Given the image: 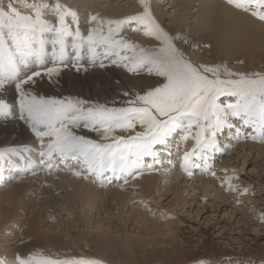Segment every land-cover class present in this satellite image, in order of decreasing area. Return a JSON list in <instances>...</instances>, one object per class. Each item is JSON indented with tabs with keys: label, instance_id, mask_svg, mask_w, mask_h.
Returning a JSON list of instances; mask_svg holds the SVG:
<instances>
[{
	"label": "snow or ice",
	"instance_id": "6c2138e0",
	"mask_svg": "<svg viewBox=\"0 0 264 264\" xmlns=\"http://www.w3.org/2000/svg\"><path fill=\"white\" fill-rule=\"evenodd\" d=\"M226 2L264 22V0ZM138 3L136 13L122 18L89 14L86 34L81 32L77 11L60 0H32L26 5L28 12L21 11L13 0L0 4V88L14 83L24 114L22 119L40 141L39 163L48 170L75 161L80 168L76 170L73 166L74 176L99 177L108 172L127 184L129 178H139L146 170L158 171L155 164H145L144 158L156 157V146L165 144L179 132L182 135L177 151L183 150L180 170L188 177L194 175L193 167L215 176L207 163V153L221 151L217 133L235 127L232 139L264 143V73L233 72L223 64L197 63L191 59L189 49L195 50L201 42L192 37L181 40L179 35L171 34L153 15L149 0ZM47 10L53 11V20L45 18ZM68 17L75 28L68 23ZM133 25L138 26L133 31L142 29L156 44L142 46L122 35L126 26ZM46 34H51L53 65L29 74L26 69L30 63L42 64ZM69 38L71 47L77 50L72 64L77 71L84 68L80 64V48L86 47L92 53L90 61L94 63L98 58L96 49L102 47L105 56L100 60L101 68L105 67L103 60L108 59L129 73L147 72L162 79L141 92L124 91L127 99L119 106L79 97L34 94L29 86L37 77L44 75L51 79L68 67L65 61ZM10 111L11 106L0 98V116L7 118ZM233 117L250 127L251 133L241 136ZM81 126L96 133L98 139L78 135L74 129ZM189 140L192 148L182 149ZM192 157L202 159L203 167L193 165ZM169 164L175 167L171 160ZM169 171L163 168L161 174L167 175ZM228 187L240 191V186L231 182ZM16 261L35 264V254L23 257L17 253ZM45 264H103V261L49 258Z\"/></svg>",
	"mask_w": 264,
	"mask_h": 264
},
{
	"label": "rangeland",
	"instance_id": "374dc122",
	"mask_svg": "<svg viewBox=\"0 0 264 264\" xmlns=\"http://www.w3.org/2000/svg\"><path fill=\"white\" fill-rule=\"evenodd\" d=\"M207 1L149 0L152 13L165 24L170 22L171 25L172 23L175 25L178 23L185 28L193 30H196L197 22L200 23L199 19L203 11L207 10ZM7 2L8 0H0V4L6 5ZM79 2H85L86 5L80 6ZM136 2L137 0H60V3L73 8L78 15L84 18H88L89 14H92L93 9L90 10L91 7L99 8L103 11L106 8L101 15L110 18L117 17H111L109 12L106 11L108 8L124 7L123 16H119V18H122L126 14L131 15L134 13L131 5L136 4ZM13 3L21 11L28 12L29 8L26 5H30L32 0H19V2L13 0ZM45 18L53 20V11L47 10ZM68 23L72 24L71 17H68ZM85 23L79 17V26L84 34H86L88 29H83L82 26H86ZM72 26L73 28L76 27L75 24H72ZM135 26L133 25L132 28H135ZM127 32L136 31L126 26L122 31V35L128 37L127 35L129 34ZM46 36L51 37V34H46ZM203 49L205 50V48ZM240 56L237 55V64L240 63ZM208 62L209 64L211 62L212 64L213 62L215 63V61L206 60L204 64ZM247 62L249 63L248 60H246ZM219 64L226 65V63ZM233 65L229 64L226 66L229 70L238 72L232 69ZM247 68L245 69L251 70V72L264 73V70L258 71L251 69L250 66H247ZM245 69L244 72H248ZM32 86L33 84L29 87L32 92L34 91V94L44 96L43 93L33 90ZM49 89L52 92L57 90L58 92L55 91L56 94L61 93L60 87L59 89H51L49 87ZM45 97H51V95L46 93ZM55 97L62 98L61 95ZM0 98H3L11 108H20L14 83L0 88ZM111 103L117 106L120 105V103L116 102ZM232 122L239 127L241 136L251 133V128L239 123L238 118L233 117ZM137 130L140 129L138 128ZM230 131L236 133L235 127L217 133V146H219L221 151L213 150L207 153L209 156L207 163L210 165L211 171L216 173L215 176L211 172L205 173L193 167L192 171L196 172L194 173L195 175L192 177L183 175L173 189L168 190L169 186L165 188L168 190L167 192L171 191V193L167 194V192L162 190L161 192L167 194L162 196L163 198L157 196L158 191L146 197L143 193H140L139 188L131 185L133 182L132 178L128 179L130 184L128 182L125 184L123 179H116L108 172L99 177L92 174H88L87 178L84 176H73L71 173L73 166H75L76 170L80 168L79 165H75L76 162L72 165L61 163L52 170H48L39 163L40 144H38L34 147L36 152L34 154L31 153L35 158L31 160L30 166L19 168L15 163L14 169L5 168L11 177L5 176V174L0 176V217L2 215L1 211L4 210L13 213L11 219L5 224H3L4 221L0 222V252L4 254L10 252L13 248L12 244L18 239L21 242L22 237L26 238L28 236L26 239H34L36 241L39 239L41 243L45 244L46 242L48 244L51 238H55V235H58L59 238H63L64 241L66 240L70 243L69 247L73 251L71 253L75 260L98 259L103 261V264H264V143L252 139H239L236 141L232 139L233 136L230 135ZM180 135L182 133H174L166 142L176 146L180 145L177 142V139L181 137ZM225 136L229 138L224 139ZM219 140L220 142H218ZM45 141L47 142V138H45ZM185 143L182 149L192 148L191 140ZM249 143H253L254 145L252 146L254 148H250V145H244V148L241 146ZM229 145L231 146L229 147ZM159 146L166 152L157 153L156 157H145V164L151 161L150 159L156 158L154 162L158 161L155 165L159 169L161 168L160 165L165 161L164 158L162 162H159L162 157L174 158L183 155V150L177 151L176 146L167 150L162 145H157L155 151ZM31 147L26 146L24 148L29 149ZM24 148L19 149L13 147V145H1L0 154L5 153V155H8L10 151H17L30 156V152ZM194 163L200 164L201 168L204 165V161L197 157H192V164ZM67 172L71 174H67ZM147 172L149 171L146 170L144 173ZM156 172L151 171V173ZM50 174L57 180V184L54 187L53 185L50 187L49 184L46 187L45 184L46 190H39L42 185L41 183L38 184V182H41L40 180L43 178L40 179L36 176L42 177ZM58 174L61 175L58 176ZM201 174L203 178L206 177L203 180L212 179L211 182L215 185L213 188H209L207 192L202 190L204 181L197 178ZM14 175L16 177H13ZM29 177H33V182L30 185L31 189L28 187V192H26L27 190L24 191L25 193L23 192L21 202L19 200L20 192L19 190L16 191L15 187L18 186L19 181L27 180ZM74 177L77 180L70 187L69 184L67 185L66 179H76ZM79 178L92 181L94 185L101 189L119 188V192L114 195L116 199L111 200L109 196H105L103 198H92L88 201L81 200L74 192L81 187L82 182ZM229 182L239 185L240 191L230 190L228 187ZM156 185L155 189L159 188L160 184ZM49 188H52V190ZM245 188L249 190L244 192ZM118 199H122L123 202L120 203ZM138 214L146 217L142 218ZM169 214L173 217L168 219ZM48 216L50 217L48 218ZM34 217L37 220L39 219L38 222ZM0 219H3V217ZM159 222H165L164 227L170 230L166 232V230L156 227L161 224ZM31 226H34L35 229H32ZM13 232L15 236H13ZM12 236L13 239L11 238ZM78 238L81 240L78 241ZM90 241L92 243H97L98 241L99 244L104 245L103 254L91 248L89 246ZM155 241H160L158 242L160 244H154ZM133 242L137 246L134 250H132ZM114 243L123 246V253H118L117 255L120 254L119 256L112 258L107 255L105 246L114 245ZM46 244L45 246H47ZM77 244L83 245L84 252L80 250ZM26 256L28 255H23V257ZM0 257V264H18L16 258L11 261L10 256L1 255ZM38 257L35 258V264H45L47 258L45 256H42V258ZM68 258L69 256H64L60 257V260H69Z\"/></svg>",
	"mask_w": 264,
	"mask_h": 264
},
{
	"label": "bare ground",
	"instance_id": "6f19581e",
	"mask_svg": "<svg viewBox=\"0 0 264 264\" xmlns=\"http://www.w3.org/2000/svg\"><path fill=\"white\" fill-rule=\"evenodd\" d=\"M137 2H138V0H137ZM137 2H136V4L131 5L134 13H136L138 8H139V3H137ZM79 3L81 4L80 6L86 5L85 2L84 3L79 2ZM206 4H207V10L205 12L203 11V13L199 19L200 23L197 22L196 30H193L191 28H185L181 24H178V23L175 25H173L174 23H172V25H171L170 22H169V24H165L158 17H155V18L156 19L158 18V21H160L163 24V26L165 27V29L170 31L171 34L179 35L181 40L185 37H192L196 41L201 42V46L195 48V50L189 49V55H190L191 59L196 61L197 63H203L204 64L205 61L208 60V61H215V63H217V62L226 63V65L234 64L232 66V69L236 70L238 72L239 71L244 72V69L247 68V66L248 67L250 66L251 69H255L258 71L264 70V22L257 20L256 18L252 17L249 13L247 14L244 11L243 12L239 11L238 9H235L234 7L228 5L226 0H208L206 2ZM91 9H93L92 14H95V13L102 14V12H105L106 8H104V11L102 9L94 8V7H91L90 10ZM106 11L109 12L111 17L119 18V16L124 14L123 12L125 11V8L124 7L108 8ZM79 17L81 18V20L83 22H86L85 23L86 26H84V25L82 26L83 29H87L89 27L88 18H84L80 15H79ZM135 27H137V26H135ZM130 28L132 29V27H130ZM198 32H200V33H198ZM128 34L129 35H127L128 36L127 38H129L132 41H135L136 43H138L142 46L151 47V46H154L156 44V41L152 37L144 35L143 30H141V29L137 30L136 32H131ZM204 44L210 45V47H203ZM178 46H181V45L178 44ZM183 47L187 48L188 46L183 45ZM203 48H205V50ZM52 53H53V45L51 42V37L46 36L45 44H44V56H43L42 64L38 65L35 62H32L28 65V69H26V71H29V74H30V71H39V70H41L42 67L52 66L53 65ZM76 55H77V50L75 48L71 47V42L69 39L68 41H66V61H65L68 64V67L63 68L61 73L58 76H54L51 79H49L47 76H44V75H42L41 77H37L35 79V83L32 86L33 87L32 89L35 90L36 92L38 91V92L43 93L44 96L47 93V94H50L51 97L61 95L62 97H79V98H82L85 100H91L93 102H97V101L101 102V103L108 102L109 104H112L111 102H116V103L122 104L127 99V98H124V96H123L124 91L141 92L142 90H146L147 88H149L151 86H155L162 79V78L156 77L155 75L148 74L147 72L129 73L123 67H118L116 65L111 64L110 60H108V59L103 60L105 63V67L101 68L99 66L100 60L105 56V49L102 47L96 49V55L98 58L96 59V61L94 63L90 61V57H91L92 53H90L86 47L80 48L79 49L80 64H82L84 66V68L80 71H77L76 68H74L72 66L73 60L76 57ZM237 55H241L239 64H237V62H238L237 61ZM112 58H115V57H112ZM246 60H248L249 63L248 62L246 63ZM97 61H99V62H97ZM207 64H209V62ZM211 64H212V62H211ZM247 69H245V70H247ZM247 71L251 72V70H247ZM49 87L51 89L52 88H58L59 89V87H60L61 93L56 94L55 91H57V90L53 91V92H55V93H53L49 89ZM41 93H40V95H41ZM1 96H3V95H1ZM22 115H24V114L22 113L21 108H11L10 114L7 118L0 116V146L1 145H9V146L13 145V147L19 148V149L24 148L26 146L27 147L32 146L29 149L24 148L30 152V156H28L26 154L19 153L17 151H10V154H8V155H5V153H1L0 154V167L2 165L3 166L0 168V176L5 174V176L7 175L8 177H11V175L8 174V172L6 171L5 168H13L14 169L15 163L19 166V168L20 167L21 168H27L32 163L31 160H33L35 158V156L33 155L34 152H36V151H34V147L37 146L38 144H40V141H38L39 139L35 135L34 131L29 127L27 122L24 119H22ZM74 130L76 131L77 134L85 135V136L90 137L92 139H98V136L96 133L90 131L89 129H85L82 126L77 127ZM230 132H231L230 133L231 136H233L235 134V132H233V131H230ZM10 136H11V138H10ZM227 136H225L224 139L229 138ZM6 140H8V141H6ZM177 142L180 143V139H177ZM218 142H220V140ZM45 143H47V142L45 141ZM253 143L243 144L241 146L243 147L244 145H250V148H254L252 146V145H254ZM21 144H23V145H21ZM238 144H240V143H238ZM162 146L164 149L168 150V149H172L176 145H174V144L172 145L171 143L166 142L165 145H162ZM182 147H183V145H182ZM157 148L158 149L156 150V153L166 152L160 146ZM175 148L177 149V146ZM9 149H11V148H9ZM31 153H33V154H31ZM180 157L181 156L169 158V157L165 156V157H162L161 159H159V162H162L163 159L165 158V161L162 163V166H163V168H169L170 169V171L168 172L167 175H162L161 173L163 171V168H159V170L156 173L147 172V173H144L139 178L133 179V182L131 185L135 186L136 188H139L141 191L140 193L141 194L143 193V195L146 197H149L155 191H158V193H157L158 197H160V196L162 197L164 195H167L168 193H171V191H169V192H167V191L169 189H173L174 185L178 182V180H180L183 177V175L187 176L179 168L178 163L180 162ZM193 158H195V157H193ZM154 159H156V158H154ZM154 159L153 158L150 159L151 161H149L147 164H157L158 161L156 160V162H154ZM170 160L175 164V167H172L169 164ZM74 162L75 161H70L69 164L72 165V164H74ZM75 165H76V163H75ZM4 169H5V171H4ZM30 169H28V170H30ZM57 173H59V172H57ZM71 173L67 172V174H71ZM194 173H196V172H194ZM59 175H61V174H58V176ZM196 176H198V175H196ZM201 176H202V174H201ZM201 176L197 177V178H200V180L204 181V183L202 184V190L204 192H207L209 188H211V187L213 188L215 186L213 184V182H211L212 179L205 181L203 179L206 177L203 178V176H202V178H201ZM13 177H16V176L14 175ZM36 177H38L40 179L43 178L42 180H40L41 182L37 181L38 184L41 183V185H42L41 186L42 188L39 187V190L40 189L46 190L47 184H49L50 187H52V185L54 187L57 184V180L54 179V176H52L51 174L47 175V176H42V177L36 176ZM62 177H63V175H62ZM154 177H156V178H154ZM32 178L29 177V179H27V180L19 181L20 183L18 184L17 187H15V190L16 191L19 190V192H20L19 193V197H20L19 200L20 201L23 198L22 194L25 193L24 191L27 190V188L30 187L31 183L33 182ZM74 178H76V177H74ZM154 179H156V181H154ZM76 180H77V178L72 179V180L66 179L67 185L69 184L70 187L73 186L74 181H76ZM79 180H81V179L79 178ZM213 181H214V179H213ZM81 182H82L81 187L79 189H77V191H74V192L83 201L84 200L88 201L92 198H95V199L96 198H103L105 196H109L111 200H114V199H116L114 197V195L116 194V192H119L118 191L119 188L115 189L114 187L110 188V189H101L97 185H94L92 183V181H86V179L81 180ZM45 184H46V187H45ZM155 185L156 186L159 185V188L155 189ZM38 186H40V185H38ZM167 187H168V190L165 189ZM35 188H37V187H35ZM30 189H31V187H30ZM49 189L52 190V188H49ZM49 189H47V191H49ZM162 190L167 192V194L164 192H161ZM26 192H28V190ZM38 192H40V191H38ZM42 192H44V191H42ZM42 192H41V194H42ZM118 200L120 201V203L123 202L122 199H118ZM25 201H27V200H25ZM1 212H2L1 217H3V219H0V220H2L0 222L2 223L4 221L3 224H5V222H7L11 219V216L13 213L8 211V210H4ZM139 215L140 214H138V216ZM145 215H146V213H145ZM35 216H36V214H35ZM43 216H44V213H43ZM140 216H142V218L146 217V216L144 217V215H140ZM49 217L50 216H48V218ZM172 217H173L172 215H170V214L168 215V219L172 218ZM34 218L36 219V217H34ZM38 220H37V222H38ZM29 221H32V220H29ZM142 222L145 223L144 220H142ZM159 223H161V222H159ZM156 224H157V222H156ZM30 225H33V224H30ZM18 226H19V224H18ZM164 226H165V222H162L159 226L157 225L156 227H158L162 230H166V232L168 230H170ZM14 228H12V229H14ZM23 228H21V229H23ZM32 229H35V227L33 226ZM22 235H23V233H22ZM13 236H15L14 232H13ZM13 236L11 237L12 239H13ZM26 238L22 237L21 242L19 239L16 240V242H14V244H12L13 245L12 250L10 252L5 253V254L3 252H0V256L1 255L5 256V257L10 256L11 261H12V259L16 258L17 253H19L21 256L29 255V254H35V258L38 256H39L38 258H40V257L42 258V256H45L47 259L53 258V259H58V260H60V257L62 258L64 256H69V258H68L69 260H75L74 259L75 257H72V253H71L73 251L69 247L70 243L67 242L66 240L64 241L63 238H59L58 235H55V238H51V241H48V244H46V242H45V244L47 246H49L48 248H47V246H45V244L43 242L41 243V240H39V239L36 241L34 239L30 240V239H26ZM14 239H15V237H14ZM77 240L79 241L81 239L78 238ZM38 241H40V242H38ZM45 241H47V240H45ZM158 242H160V241H155L154 244H160ZM77 245L80 248V250L84 252L83 245H81V244H77ZM89 246L91 248H94V250L96 252L103 254L102 250H103L104 245L99 244L98 241H97V243H92V241H90ZM136 247L137 246L133 242L132 250L136 249ZM105 251H107L106 253L108 256H111L112 258H114L115 256L120 255V254L117 255L118 253H121V254L123 253V246L117 245L116 243H114V245L105 246Z\"/></svg>",
	"mask_w": 264,
	"mask_h": 264
}]
</instances>
